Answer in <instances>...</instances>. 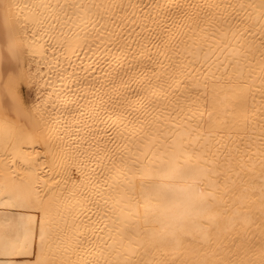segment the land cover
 Returning <instances> with one entry per match:
<instances>
[{
    "label": "bare ground",
    "instance_id": "obj_1",
    "mask_svg": "<svg viewBox=\"0 0 264 264\" xmlns=\"http://www.w3.org/2000/svg\"><path fill=\"white\" fill-rule=\"evenodd\" d=\"M37 259L264 264V0H0V264Z\"/></svg>",
    "mask_w": 264,
    "mask_h": 264
},
{
    "label": "snow or ice",
    "instance_id": "obj_2",
    "mask_svg": "<svg viewBox=\"0 0 264 264\" xmlns=\"http://www.w3.org/2000/svg\"><path fill=\"white\" fill-rule=\"evenodd\" d=\"M31 225H29L26 229V234H25V240L28 239V236L31 234ZM39 237L41 239V241H43V238H44V233H43V229L40 228L39 230ZM25 247H27V244H25ZM35 264H41V261L39 259L36 260Z\"/></svg>",
    "mask_w": 264,
    "mask_h": 264
},
{
    "label": "rangeland",
    "instance_id": "obj_3",
    "mask_svg": "<svg viewBox=\"0 0 264 264\" xmlns=\"http://www.w3.org/2000/svg\"><path fill=\"white\" fill-rule=\"evenodd\" d=\"M26 94L28 95V97L30 98L32 96V92H30V90H26Z\"/></svg>",
    "mask_w": 264,
    "mask_h": 264
}]
</instances>
